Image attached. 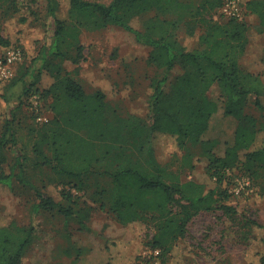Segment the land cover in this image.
<instances>
[{
  "label": "trees",
  "instance_id": "16d2710c",
  "mask_svg": "<svg viewBox=\"0 0 264 264\" xmlns=\"http://www.w3.org/2000/svg\"><path fill=\"white\" fill-rule=\"evenodd\" d=\"M8 1L11 0H0V4ZM63 1L69 4L66 16L60 12ZM226 1L201 0L197 4L186 0H112L110 3L47 0L52 30L45 33L50 40L44 42L39 58L45 68L51 70L55 82L39 94L54 98L50 103L54 116L51 125L43 132L40 130L34 150L44 164H51L64 175L73 178L87 174L109 177L111 190L107 194L101 192V202L102 205L109 203L121 223L129 225L144 220L145 213L149 211L163 218L162 226L149 240L152 247L161 249L162 260L166 253H172L179 246L178 241L187 224L200 211L216 207L228 212L237 209L216 197V189L204 192L201 184L172 176L167 164L156 154V133L173 137L181 146L189 141L203 142V135L218 111L217 101L209 95L211 88L217 85L225 114L237 120V128L235 141L224 155L209 151L208 172L221 182L231 169L239 165L252 174L264 170V83L259 76L246 71L241 62L249 39V26L244 16L246 13L256 14L260 19L259 30L264 32V0H248L245 6L241 5L242 18L226 16L222 12L224 21L214 20L212 12L221 9ZM18 7H15L17 13L22 8L20 4ZM151 11L157 14L144 19L143 16ZM136 21L141 23V28L136 27ZM109 25L129 30L139 42L151 46L148 61L152 65L167 69L179 66L181 69L169 89L168 76L153 79L148 120L133 115L118 122L111 121L120 125L119 129L115 127L119 130L117 134L128 132L111 142L108 136L116 125L106 119L104 92L89 93L75 69L68 70L64 66L66 61L77 65L84 59V45L79 40L83 29L99 30ZM183 25H187L188 40L200 29L198 46L188 47L178 39V30ZM36 82L34 80L28 87L32 88ZM256 110L261 112V117ZM16 121L14 111L4 121L0 132V164L7 160L8 145L18 143ZM260 133H263V138L256 145ZM131 139L142 150L143 157L131 155L127 146ZM78 145L85 146L88 152L93 146L100 145L103 147L102 155H97V152L84 154ZM75 155H84L81 156L84 163L76 168L70 163ZM105 158L113 160L112 167L105 170L93 168V162L99 164ZM22 159L24 154L21 152L15 163L20 166L18 180L33 187L40 201L32 208L29 223L20 222L15 217L0 219V264H24V254L30 248L39 225L40 209L57 208L68 217L74 212L73 206L56 201L25 177ZM13 171L2 173L0 181L10 183ZM227 196V192L222 195L223 198ZM176 206L177 210H174ZM250 222L257 228H264L256 220ZM129 235H125L121 242L108 239L107 248L112 250L108 264L139 262L140 254L135 258L124 253L122 256L119 246L121 243V247H126ZM257 247L258 263L255 264H264V235L258 239Z\"/></svg>",
  "mask_w": 264,
  "mask_h": 264
},
{
  "label": "rangeland",
  "instance_id": "374dc122",
  "mask_svg": "<svg viewBox=\"0 0 264 264\" xmlns=\"http://www.w3.org/2000/svg\"><path fill=\"white\" fill-rule=\"evenodd\" d=\"M92 1L110 3L112 0ZM186 1L198 4L201 0ZM239 1L245 6L248 0ZM19 4L22 8L17 13L15 7ZM68 9V2L63 1L60 12L66 16ZM222 9L212 12L214 20L224 21L221 19ZM156 14V11H151L143 18ZM244 18L249 26V39L241 62L246 71L259 76L264 83V32L259 30L260 19L254 13H246ZM51 19L47 0H19V3L11 0L0 4V53L14 45L21 47L25 55L24 60L14 66L13 77L0 83V132L5 119L14 111L18 134V143L8 145L7 160L0 164V175L10 174L14 170L10 183L0 181V219L15 217L20 222L29 223L32 208L40 201L33 187L18 180L20 166L15 163L21 152L24 154L21 162L25 177L56 201L71 205L74 209L69 217L57 208L40 209L39 225L30 248L24 254L23 263L108 264L112 256V250L107 248L108 239L121 242L129 234L126 247H121V243L119 247L122 256L135 258L140 254L137 264L143 260L147 264L258 263L257 242L264 235V228L253 226L250 220H256L264 227V170L252 174L239 165L219 182L207 169L209 151L224 155L228 146L235 141L237 128V120L225 114L217 85L211 88L209 95L217 101L218 111L203 135V142L189 141L181 146L173 137L159 132L156 133L154 145L158 158L167 164L172 176L182 181L193 180L202 185L204 192L216 189L215 196L231 204L237 211L228 212L221 207L200 211L187 224L185 233L178 241L179 246L172 253H166L163 260L162 254L156 256L155 248L149 243L164 221L157 213L149 211L145 213L144 220L123 224L110 209L109 203L102 205L101 202V192L107 194L111 190L109 177L87 174L82 178H73L42 162V157L34 150V142L40 130L43 132L52 123L54 113L50 103L54 98L41 97L39 93L50 88L55 78L51 70L45 68L39 52L44 42L50 40L45 33L52 30ZM140 24L139 21L135 22L136 27L141 28ZM186 28L187 25H183L178 30V39L188 47L198 46L200 29L188 40ZM79 40L84 45V59L77 65L66 61L64 66L68 70L75 69L89 93L97 90L104 92L106 119L110 123L133 115L148 120L149 100L154 91L153 79L168 76L169 89L172 80L181 72L179 66L167 69L152 65L148 61L152 47L139 42L133 32L115 25L99 30L83 29ZM34 80L37 82L29 88ZM262 100L264 102V91ZM256 111L261 117V112ZM113 125L116 126L108 136L109 142L128 133L125 130L122 135L117 134L120 125ZM262 138L263 133H260L256 145ZM127 143L134 158L144 156L132 139ZM78 148L84 154L97 152V155H102L100 151L103 150L100 145L96 148L93 146L90 152L83 145H78ZM81 156L84 155L74 156L70 162L72 167L84 163ZM241 156L244 158L243 153ZM112 163L110 158L101 159L99 164L93 162V168L105 170L112 167ZM226 192L228 196L223 198ZM177 197L180 195L177 194ZM174 210H177V206Z\"/></svg>",
  "mask_w": 264,
  "mask_h": 264
},
{
  "label": "built area",
  "instance_id": "2783aa9c",
  "mask_svg": "<svg viewBox=\"0 0 264 264\" xmlns=\"http://www.w3.org/2000/svg\"><path fill=\"white\" fill-rule=\"evenodd\" d=\"M222 12L226 16L243 17V7L239 0H227L223 6ZM24 51L19 46H10L0 53V83L10 80L14 75V66L24 60ZM42 119V117H39ZM156 256H160L161 249L155 248ZM139 264H147L145 260Z\"/></svg>",
  "mask_w": 264,
  "mask_h": 264
}]
</instances>
